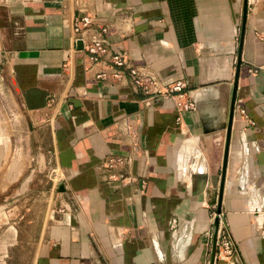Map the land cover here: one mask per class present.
<instances>
[{"label": "crops", "instance_id": "obj_1", "mask_svg": "<svg viewBox=\"0 0 264 264\" xmlns=\"http://www.w3.org/2000/svg\"><path fill=\"white\" fill-rule=\"evenodd\" d=\"M242 9L243 0L0 1V200H21L30 264H210ZM81 13L94 18L89 33L107 28L97 62L76 40ZM116 50L162 81L186 79L196 109L176 124L171 98L134 91L126 68L113 76ZM108 154L134 155L126 184L107 181ZM220 215L235 258L214 264H264V0L247 1Z\"/></svg>", "mask_w": 264, "mask_h": 264}, {"label": "built area", "instance_id": "obj_2", "mask_svg": "<svg viewBox=\"0 0 264 264\" xmlns=\"http://www.w3.org/2000/svg\"><path fill=\"white\" fill-rule=\"evenodd\" d=\"M2 1V0H0ZM80 1V0H77ZM94 23V18L88 14H79L74 21V31L76 40L82 43L83 49L91 62H97L99 57L108 52L109 44L103 33L107 32L106 26H103L100 32H88L91 25ZM110 65L113 67V76L119 78L121 76V68H126L130 76L131 87L136 92H142L150 100L161 98H171L175 106V122L179 124L182 119V114L187 111L196 109V102L186 91L187 80L182 78L172 82H165L157 78L151 71L144 66H136L128 64L124 52L115 51L110 57ZM251 73H255L257 68H249ZM103 76V74H99ZM58 99L51 96L48 100V106L51 108L57 104ZM148 103V102H147ZM65 105V104H63ZM238 114L247 118V112L243 108L237 110ZM59 111L57 112V114ZM250 124H254L250 122ZM121 130L126 136L127 144L131 152L136 155L137 152V124L131 118H124L122 121ZM108 154L101 165V169L107 173V181L119 184L128 182V175L123 173L124 168H127L131 163L133 156ZM57 174L54 171L49 172V178L55 180ZM144 187V181L141 182ZM264 229V223L262 225ZM235 258L234 243L229 234L227 225L223 222L222 216L219 215V225L216 233V255L215 259H220L226 262H233Z\"/></svg>", "mask_w": 264, "mask_h": 264}, {"label": "rangeland", "instance_id": "obj_3", "mask_svg": "<svg viewBox=\"0 0 264 264\" xmlns=\"http://www.w3.org/2000/svg\"><path fill=\"white\" fill-rule=\"evenodd\" d=\"M20 202L0 200V264H30L29 248L20 241L21 235L17 229L24 211L19 207ZM13 228L17 229L18 237Z\"/></svg>", "mask_w": 264, "mask_h": 264}, {"label": "water", "instance_id": "obj_4", "mask_svg": "<svg viewBox=\"0 0 264 264\" xmlns=\"http://www.w3.org/2000/svg\"><path fill=\"white\" fill-rule=\"evenodd\" d=\"M247 1L248 0H243L242 27H241V34L239 38L238 51H237V57H236V67L234 71V78H233V84H232L231 104H230L228 120H227L226 128H225L223 156H222L221 169L219 172V186H218V196H217V204H216V215L213 219V246H212V256H211L210 264H214L215 255H216V233H217V228L219 225V215L221 214V202H222V196H223V190H224V184H225V174H226V165H227V157H228V150H229L230 131H231V126L233 122L236 88H237V82H238L240 66H241V49L243 45L244 29H245V22H246V16H247ZM58 186L60 185L58 184ZM57 189H59V187ZM259 210L261 209H256L255 211H259ZM263 223H264V219L262 220L261 225H263Z\"/></svg>", "mask_w": 264, "mask_h": 264}]
</instances>
